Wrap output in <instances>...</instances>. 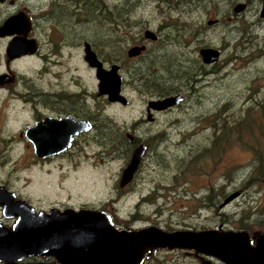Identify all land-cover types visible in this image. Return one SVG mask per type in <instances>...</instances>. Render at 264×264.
I'll return each mask as SVG.
<instances>
[{"label": "rangeland", "instance_id": "obj_1", "mask_svg": "<svg viewBox=\"0 0 264 264\" xmlns=\"http://www.w3.org/2000/svg\"><path fill=\"white\" fill-rule=\"evenodd\" d=\"M87 1L89 14L78 24L80 42L89 39L100 48L108 67L120 62L123 50L142 28L161 36L157 43L149 41L150 50L142 58L124 65L125 94L131 102L124 106L99 95L98 79L84 60L81 45L79 113L91 117L94 128L80 135L69 152L39 163L21 160L22 145L0 146V154L8 151L0 156V181L28 197L38 211L105 210L124 229L155 225L200 230L223 223L229 230L254 196L264 199L259 186L249 188L255 169L264 170L259 146L264 138V26L257 37L260 43L251 34V16L247 22L242 18L210 26L206 43L221 47L223 54L217 66L201 72L200 59L194 52L185 55L182 48L188 46L180 43L190 30L201 40L202 18H222L231 0L215 5L214 0H185L180 9H170L168 0H80L81 6ZM178 14L191 21V25L186 21L184 31L169 24ZM124 31L130 36L121 40L117 36ZM172 86L186 95L185 101L150 121L147 101ZM244 121L249 126L241 135ZM128 133L135 136L134 143ZM142 140L149 145L143 163L132 182L122 187V171L135 143ZM258 182L264 185L261 178ZM234 191L240 196L221 207ZM210 193L219 195L217 205L210 203ZM0 221L10 226L14 220L0 209ZM144 264L201 263L181 249L158 248Z\"/></svg>", "mask_w": 264, "mask_h": 264}, {"label": "flooded vegetation", "instance_id": "obj_2", "mask_svg": "<svg viewBox=\"0 0 264 264\" xmlns=\"http://www.w3.org/2000/svg\"><path fill=\"white\" fill-rule=\"evenodd\" d=\"M218 1L214 0V5ZM184 3L185 0H168L170 9L171 6L175 7V9H180ZM88 5L87 1L81 6L80 0H0V146L22 145L24 147V153L20 156L22 157L21 160L39 163L41 161H47L53 156L67 153L69 152L68 149L76 144L78 137L85 133L82 132L75 135L70 148L64 152L53 156L41 157L36 153L34 140L28 136L27 130L32 129L39 123L45 122L48 118L54 120H61L68 117L77 120L85 118L91 121L92 128H94L95 123L92 118L89 116H81L79 113L80 94L77 60L81 45L83 47L85 61L86 44L89 43L98 58L103 62L105 68L110 69L114 64L119 66L118 73L121 77V94L125 97L126 102L110 101L108 94L99 95L104 96L111 103H121L127 106L131 100L125 94L124 65L138 58H142L150 50L149 41H156V43L160 41V35L150 28L144 27L140 30V35L132 37L131 43L126 46L128 48L123 50L122 58L119 59L120 62L113 59L115 62L108 67L99 52L100 48H97L89 39H84L82 44L80 42L78 24L83 16L89 14ZM263 9L264 0H231L228 10L222 16L223 19L219 17L202 18L199 23L201 32L203 33L201 40H199L198 32L196 34L195 30H192L194 36L190 34L191 30L187 33L186 40L184 41L182 39V43H180L181 46H188L187 48H182L184 49V54L187 55L188 52L195 53L193 54L200 59L201 67L199 69L201 72H206L208 66H217L222 58V49L221 47L206 43L207 29L220 22H225V25H227L230 21H240L242 18V22H247L249 21V16L252 17V20L249 21V27L252 26L253 30L251 34H255L256 42L260 43L261 38L258 40L257 37L263 35L261 32L262 26H264ZM211 10H214V6H212ZM186 21L191 25V21L185 20L178 14L170 18L169 24L176 26L180 31H184V28L188 26ZM148 30L153 31V35L156 37L148 36ZM129 34V31H124L123 35L119 34L117 37L123 40L129 37ZM134 46H140L143 49L139 55L130 56L129 49ZM206 48L218 50L220 52L219 58L215 61L207 62L202 54V50ZM86 63L96 74V69L90 66L87 61ZM193 79L197 82L198 77ZM173 89H177V87L172 86L171 91H167V89L162 90L159 93L160 97H152L153 99L147 101L146 112L147 118L150 121L155 120L156 113L167 111L181 105L185 101L186 95L182 91H174ZM192 89H195V85L189 86V92H193ZM170 96H180L181 98L178 103L166 108L157 109L150 105V102L153 100H161ZM127 135L132 139L130 141L134 143L133 140H136L134 139L135 136L131 133ZM259 141L262 142L259 144L260 149L264 152V138ZM135 144L134 149L138 145L144 144L146 145V150L137 171L129 183L132 182L139 171L149 148L148 142L144 140L142 142H136ZM253 151L256 152L255 145L253 146ZM7 153V150H2L0 156L3 157ZM251 177L249 188L259 186V190H262L264 194V185H259L258 182L261 178L264 184V170L258 172L255 169ZM0 186H4L8 192L13 193L15 200H26L33 206L30 199L22 195L14 187L1 181ZM235 192L238 194L234 198L227 201L233 195L229 194L220 206L224 207L240 196L239 191H234L233 193ZM208 199L210 203L217 205L219 195L210 193ZM0 209L3 212V206L1 204ZM244 211L245 213L241 214V217L235 220L229 230L223 223L218 227L221 232H246L250 245L256 247L259 241L262 240L264 242V199L258 201L254 196ZM10 219L14 220L13 223L15 222V218ZM211 228H216V226H212ZM181 250L193 256L201 264H230L214 255L196 254L193 250L188 249ZM144 261L142 264H144Z\"/></svg>", "mask_w": 264, "mask_h": 264}, {"label": "water", "instance_id": "obj_3", "mask_svg": "<svg viewBox=\"0 0 264 264\" xmlns=\"http://www.w3.org/2000/svg\"><path fill=\"white\" fill-rule=\"evenodd\" d=\"M147 34L156 37L151 30ZM142 49L134 46L129 55L137 56ZM202 54L207 62H212L219 58L220 52L206 48ZM85 59L96 69L99 94H108L110 101L126 102L121 94L119 66L105 68L89 43ZM180 98L170 96L153 100L150 105L166 108ZM91 128V121L85 118H48L27 130V134L34 140L36 153L48 157L70 148L75 135ZM145 150L144 144L134 149L123 171L121 186L131 181ZM237 194L233 193L227 201ZM0 204L5 217L15 218L10 226L0 221V264H142L147 253L158 248L193 250L230 264H264V242L261 240L252 247L246 232H221L219 228L166 230L155 225L124 229L105 210L69 207L37 211L26 200H15L4 186H0ZM43 257L47 260H31Z\"/></svg>", "mask_w": 264, "mask_h": 264}, {"label": "trees", "instance_id": "obj_4", "mask_svg": "<svg viewBox=\"0 0 264 264\" xmlns=\"http://www.w3.org/2000/svg\"><path fill=\"white\" fill-rule=\"evenodd\" d=\"M240 124H243V126H241V128H240L241 135H242V133H244V132L247 131L248 126H249V122L244 121V122H242V123H240ZM244 124H247L246 127H244ZM226 131H227V129H226ZM224 134H225V133H224Z\"/></svg>", "mask_w": 264, "mask_h": 264}]
</instances>
